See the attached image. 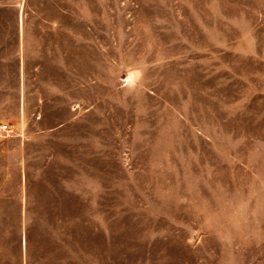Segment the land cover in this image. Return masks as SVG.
Returning <instances> with one entry per match:
<instances>
[{
	"label": "rangeland",
	"instance_id": "obj_1",
	"mask_svg": "<svg viewBox=\"0 0 264 264\" xmlns=\"http://www.w3.org/2000/svg\"><path fill=\"white\" fill-rule=\"evenodd\" d=\"M0 264H264V0H0Z\"/></svg>",
	"mask_w": 264,
	"mask_h": 264
},
{
	"label": "built area",
	"instance_id": "obj_2",
	"mask_svg": "<svg viewBox=\"0 0 264 264\" xmlns=\"http://www.w3.org/2000/svg\"><path fill=\"white\" fill-rule=\"evenodd\" d=\"M10 128L7 124L5 125H0V132H5V131H9Z\"/></svg>",
	"mask_w": 264,
	"mask_h": 264
}]
</instances>
